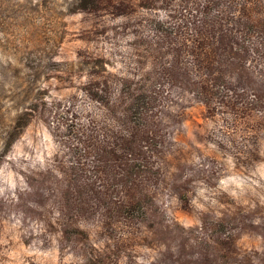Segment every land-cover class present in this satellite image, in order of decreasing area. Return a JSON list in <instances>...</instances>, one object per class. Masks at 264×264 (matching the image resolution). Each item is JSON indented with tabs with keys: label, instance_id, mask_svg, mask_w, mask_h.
<instances>
[{
	"label": "rangeland",
	"instance_id": "obj_1",
	"mask_svg": "<svg viewBox=\"0 0 264 264\" xmlns=\"http://www.w3.org/2000/svg\"><path fill=\"white\" fill-rule=\"evenodd\" d=\"M71 3L0 0V264H264V0Z\"/></svg>",
	"mask_w": 264,
	"mask_h": 264
},
{
	"label": "trees",
	"instance_id": "obj_2",
	"mask_svg": "<svg viewBox=\"0 0 264 264\" xmlns=\"http://www.w3.org/2000/svg\"><path fill=\"white\" fill-rule=\"evenodd\" d=\"M107 0H72L71 3V8L69 9V13H77V12H83V11H94V10H99L101 9L105 4ZM62 43V39L59 41L55 42V45L53 48L59 49L60 44ZM57 53L54 52L52 58H48L47 60V65L46 67H43L41 65V69H32L28 73H21L18 72L19 79L26 83L28 87L32 90H36V86L41 83L42 79H46L50 77L52 72H59L60 67L57 66V63L54 61ZM40 90V89H39ZM38 90V91H39ZM201 99L204 101L208 100V97H206L202 92L200 91H194ZM31 111L35 112V109H27L24 111L23 114L18 115V122L17 127L21 126V129L25 128L29 121H30V116L32 115ZM22 124V125H20ZM15 142V141H14ZM12 141L11 146L14 143ZM128 158V157H127ZM128 162V161H127ZM148 196L144 193L141 192L137 197H133V199L129 203H125L124 205L122 204L120 206V212L125 215V217H134V212L137 207L143 209L144 215H146L145 212V204H146V199Z\"/></svg>",
	"mask_w": 264,
	"mask_h": 264
}]
</instances>
